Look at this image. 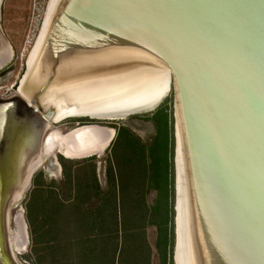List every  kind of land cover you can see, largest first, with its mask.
<instances>
[{"label": "water", "instance_id": "1", "mask_svg": "<svg viewBox=\"0 0 264 264\" xmlns=\"http://www.w3.org/2000/svg\"><path fill=\"white\" fill-rule=\"evenodd\" d=\"M11 54L0 26V70ZM171 83L174 264H264V0H49L0 97V264L50 125L153 113Z\"/></svg>", "mask_w": 264, "mask_h": 264}, {"label": "rangeland", "instance_id": "2", "mask_svg": "<svg viewBox=\"0 0 264 264\" xmlns=\"http://www.w3.org/2000/svg\"><path fill=\"white\" fill-rule=\"evenodd\" d=\"M1 2L0 26L13 52L11 62L0 70V97L5 98L17 93L26 72V61L40 33L49 0ZM114 121L116 122L88 123L89 120L85 119H71L52 126L44 136L43 147L44 142L54 132L67 135L77 128L97 124L116 131V138L111 147L104 149L100 156L67 160L58 151L59 146L44 156L29 192L11 211V234H18L16 221L23 216L28 225L26 232H29L30 236L27 252L17 256L19 263L38 264L33 252V234L29 218H32L39 228H46L45 225L50 219L47 213L51 203H46L43 212L40 208L44 197L49 200L51 195L63 205L76 204L81 209V221L89 224L87 233L92 238L113 237L116 220L114 207L116 197L118 206L120 202L121 177L129 191L132 190L133 183L137 182L136 177L134 181L131 178L130 164L127 162L130 155L128 142L132 140L135 143L137 141L135 146L143 151L141 157L145 170L142 182H137L138 185L135 184L134 187L136 201H141L137 205L143 209L144 219L142 215L137 216L135 224L141 226L143 238L149 245V264H174L176 142L173 92L153 113ZM158 156L162 159L159 164L155 163ZM130 204L129 195L128 206Z\"/></svg>", "mask_w": 264, "mask_h": 264}, {"label": "trees", "instance_id": "3", "mask_svg": "<svg viewBox=\"0 0 264 264\" xmlns=\"http://www.w3.org/2000/svg\"><path fill=\"white\" fill-rule=\"evenodd\" d=\"M136 143L132 140L128 142L130 155L127 162L130 164L129 169L131 168L133 181L136 177L137 182H142L145 172L143 153H141L143 151L135 146ZM160 157L155 159V163L162 162ZM137 182L133 183L134 186L129 191L121 177L120 202L118 206L116 197L114 207L116 220L113 237L108 238L109 241L101 236L92 238L87 233L89 224L81 221V209L76 204L63 205L52 195L49 200L44 197L41 212L45 211L44 208L48 201L51 203L47 213L50 219L45 225L46 228L43 226L39 228V225L29 218L33 234V252L38 264H149V245L143 238L144 232L141 226L135 224L137 216L142 215L144 219L143 209L137 205L141 201H136L137 194L134 192L135 184L138 185ZM128 192L131 200L130 206H128Z\"/></svg>", "mask_w": 264, "mask_h": 264}, {"label": "bare ground", "instance_id": "4", "mask_svg": "<svg viewBox=\"0 0 264 264\" xmlns=\"http://www.w3.org/2000/svg\"><path fill=\"white\" fill-rule=\"evenodd\" d=\"M12 58L13 54H11V57L7 59L6 65L11 62ZM6 65L2 64L1 66L3 67ZM172 91L173 87L171 83L170 91L164 97L160 105L164 102L166 98L169 97ZM63 121H60L59 123ZM59 123H57V125ZM52 126L53 125H50L49 129L47 130L44 136H46ZM97 126L98 125H88L80 127L71 131L67 135H60L58 132L52 133V135L44 142V147L42 143V163L44 160V156L47 155V153H50L55 150L58 146V151L60 152V154L64 155L66 159L83 160L88 159L89 157L91 158L94 156H100L104 149L107 150L111 147L112 143L116 138V131L114 129L109 128H103V131L99 128L102 126ZM40 167L38 169H40ZM31 186L32 184L28 186L26 185V188L23 187V189L25 188V190H22L21 196L14 198V201H11L12 203L10 202V206H12V208H15L23 201L24 197L29 192ZM22 217H20V219L18 218L19 220L16 221L18 234H15L14 236L11 234L12 251L16 256L26 253L27 248L30 244V239H28L29 233L26 232V228H28V226L27 223L25 224L26 221H24Z\"/></svg>", "mask_w": 264, "mask_h": 264}]
</instances>
